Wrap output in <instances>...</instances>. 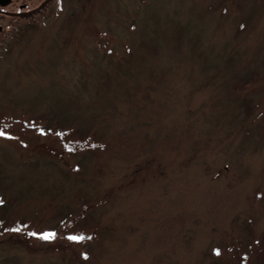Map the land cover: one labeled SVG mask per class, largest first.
I'll return each instance as SVG.
<instances>
[{
  "label": "rangeland",
  "instance_id": "374dc122",
  "mask_svg": "<svg viewBox=\"0 0 264 264\" xmlns=\"http://www.w3.org/2000/svg\"><path fill=\"white\" fill-rule=\"evenodd\" d=\"M62 4L0 14V264H264V0Z\"/></svg>",
  "mask_w": 264,
  "mask_h": 264
},
{
  "label": "flooded vegetation",
  "instance_id": "af4514ba",
  "mask_svg": "<svg viewBox=\"0 0 264 264\" xmlns=\"http://www.w3.org/2000/svg\"><path fill=\"white\" fill-rule=\"evenodd\" d=\"M30 3V2H29ZM27 0H0V14L2 15H15L17 14V18L19 15H28L30 14H40L45 10H51L54 8H62L64 4L63 0H40L38 4L30 5ZM14 5L16 9H10L8 6ZM15 21V20H14ZM0 19V44L4 42L9 35V30L11 28H7L1 24ZM14 23H11V27H13ZM14 28V27H13ZM2 38V39H1Z\"/></svg>",
  "mask_w": 264,
  "mask_h": 264
},
{
  "label": "snow or ice",
  "instance_id": "6c2138e0",
  "mask_svg": "<svg viewBox=\"0 0 264 264\" xmlns=\"http://www.w3.org/2000/svg\"><path fill=\"white\" fill-rule=\"evenodd\" d=\"M3 135H5L3 132H0V136H3ZM71 150V149H70ZM0 204H3V200L2 199H0ZM14 231H20V229H13ZM30 235H33V236H35V235H37L36 233H30ZM55 238V233H45V234H43V236H42V239H45V240H51V239H54ZM92 237H85V236H83V235H80V236H70V237H68V239L69 240H72V241H77V242H79V241H83V240H85V239H91ZM216 255H220L221 253H220V251L217 249L216 250V253H215Z\"/></svg>",
  "mask_w": 264,
  "mask_h": 264
}]
</instances>
